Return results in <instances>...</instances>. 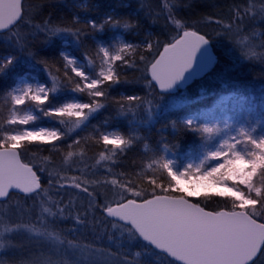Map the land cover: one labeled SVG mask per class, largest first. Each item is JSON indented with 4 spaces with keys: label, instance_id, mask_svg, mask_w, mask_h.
<instances>
[{
    "label": "snow or ice",
    "instance_id": "obj_1",
    "mask_svg": "<svg viewBox=\"0 0 264 264\" xmlns=\"http://www.w3.org/2000/svg\"><path fill=\"white\" fill-rule=\"evenodd\" d=\"M44 7L47 5H41L29 13L25 9L24 0H0V36L8 33L9 44L6 54H0V77L17 74L18 69L23 71L20 69L21 54L26 53L24 63L31 69L46 72L50 78V81L45 78L46 82L37 81L33 84L28 80H35V77L25 73L18 76L17 86L7 92L11 109L5 123L10 130H5V125L0 124V198H10L15 191L23 194L25 201L32 199L35 202L39 199L40 210L31 216L35 224L25 223L22 219H9L8 223L13 226L6 227L4 231L15 234L27 230L35 233L34 239L37 241H60L59 234L49 230L54 220L48 218L64 219L67 212L77 226V231L79 228L90 227L95 237L88 244L67 241L68 249L74 253L79 252V257H74L72 264H139L137 258L141 253L131 251L134 241L148 255L172 258L169 264H264V131L257 134V125L264 123V114L257 112V108L264 109V99L257 105L249 98L232 93L220 97L213 109L196 111L173 121L172 127L178 133L200 136L204 148L203 158L199 163L181 165L176 160L157 157L147 167L153 168L158 164L161 170L159 183L155 175L137 174L138 179L151 186L150 192L137 191L131 178L123 182L112 178L111 168L107 170L106 178L88 180L81 169H77L81 173L78 176L63 175L55 168L49 170L47 165L52 163L50 157H42L39 163L22 162L21 153L26 146L35 145L38 149L48 150V145L55 147L53 142L63 144L75 135L76 138L67 144V148L79 147L81 138L76 129L83 131L87 128L91 119L95 118L94 114L101 109L114 107L113 118L131 116L133 119L143 110L151 119L156 97L173 96L176 90L185 88L199 74L195 72L192 76L185 75L197 64L198 54L203 53L209 44L207 33L201 34L188 21L182 23L174 19L175 5L165 3L163 10L167 12L166 25L174 24L177 29L169 41L158 38L153 40L151 36H146L140 44L120 41L115 54H112L111 45L98 44L94 55L100 60L99 71L90 75L85 70L86 65L73 53L59 51L55 59L42 56L37 48L38 39L43 37L41 43L50 42L53 37L67 34L84 49L83 55L87 58L92 52L87 41L95 32L105 27L127 30L138 25L111 15L102 23L94 19L84 21L75 15L71 19L60 18L52 12L43 17L41 10ZM230 12L226 24L219 19L214 20L212 16L208 17V22L221 25L226 33H233L235 25L233 34L239 36L247 29L246 21L256 22L258 18L260 23H264V0H243V4H235ZM38 16L41 17L40 22L33 23ZM260 47L264 48V44ZM246 54L252 57L256 55L251 51ZM261 59H264V53ZM214 62L215 58L210 53L201 54L199 71ZM92 63L89 60V65ZM138 64L144 66L145 73L141 90L148 91L144 95L113 97L112 90L121 84L131 83L126 77L121 78L119 69L123 66L135 68ZM61 96L69 98L62 103H55ZM82 96H86L88 102H83ZM233 101L249 116L253 113L257 115L254 125L249 127L239 124L233 127L225 122L221 127L219 123L202 122L214 112L221 111L226 102ZM188 103L190 101L185 98L173 102L169 107L183 108ZM24 106H31L32 110L21 116L19 112ZM41 115L49 121L58 122L62 127H26ZM70 122L72 127H67ZM107 125L108 121L105 120L103 127ZM94 133L97 134V142L102 143L106 149L111 146V155L100 154L107 160L131 150L140 139L134 133L101 131L100 127L95 128ZM76 155L68 151L64 159L67 161ZM79 155L83 156L84 153L80 152ZM45 172L48 173V184L55 185L58 191L72 188L86 194L88 205L83 212L78 211L72 215L71 209L75 205L71 200L65 203L48 197L47 189L41 184L38 175ZM165 174L168 178L166 185ZM119 175L123 177L125 174ZM189 176L225 186L228 190L218 192L215 196L230 202V207L226 204L222 208L218 206V210L209 211L207 205L193 202L190 198L199 197L200 193L181 187L178 180V177ZM104 186L115 189L118 198L100 201V193L96 189ZM128 195L133 198L129 199ZM212 198L207 195L204 197L207 200ZM46 204H51L55 211ZM16 207L19 208L18 205ZM25 211L31 214V209L19 208L20 213ZM97 212L102 218L96 216ZM0 223H4L3 216H0ZM3 236L4 232H0V237ZM16 247L22 246L11 244V248ZM4 248V243L0 242V249ZM11 264H69V261L53 260L41 247L29 253L26 258L12 259Z\"/></svg>",
    "mask_w": 264,
    "mask_h": 264
},
{
    "label": "trees",
    "instance_id": "obj_2",
    "mask_svg": "<svg viewBox=\"0 0 264 264\" xmlns=\"http://www.w3.org/2000/svg\"><path fill=\"white\" fill-rule=\"evenodd\" d=\"M151 1L149 0L148 4L143 6L144 2L141 3L136 0H24L25 9L29 13L41 5H47V7L41 10L43 17H47L48 13L52 12L54 16L60 18L71 19L75 15L79 16L81 20L94 19L98 23H102L109 15L116 19L126 20L132 25H138L127 29L125 32V36L134 43L143 41L146 36H151L153 40L158 38L161 41H169L177 29L174 24L166 25L167 12L163 10V5L165 3H168L170 6L175 5L173 9L175 15L173 18L181 20L182 23L184 21L192 23L200 30L201 34L207 33L206 39L209 40V44L213 47L214 53L217 56V62L201 79L195 80L185 88L175 91L183 99L186 98L190 101L183 108H170L166 103L168 96H158L154 101V115L151 119H149L147 113L143 110L139 111L133 119L131 116L128 118H113L115 117L114 107L101 109L94 114L95 118L91 119L87 128L83 131L76 130L81 138V145L79 147L67 148V144L76 138L75 135H72L63 144L53 142L55 147L48 145L46 146L48 150H43V148L38 149L35 145L26 146L21 153L23 163H39L42 157H50L52 163L47 165L49 170L55 168L61 171L63 175L78 176L81 173L77 169H81L88 180L106 178L107 170L111 168L112 178L120 179L121 182L131 178L137 186V191L150 192L151 186L138 179L137 174L140 176H143L145 173L155 175L158 178V183L160 182L161 170L147 172L143 169L144 163L151 155L160 154L161 148L165 147V145L170 150L183 154L186 157H199L204 152L203 141L200 136H193L191 133L186 132L178 133L172 127L173 121H178L181 117L196 111L213 109L217 98L222 93H235L237 96L244 97L252 96L257 103L264 99V59H261L264 48L260 47L261 44H264V35L261 34L264 33V23H260L258 18L256 22L246 21V31L242 32L239 36H234L235 25L233 26V33H226L221 25L208 22V17L212 16L214 20L219 19L224 24L228 23L231 16L230 9L237 3L243 4V0ZM149 11H151V15H149ZM40 19V16L36 17L33 23H39ZM121 29L105 27L102 29V34L95 32L90 36L87 43L92 52L87 58L83 55L84 49L79 47L75 40L67 36V34H60L53 37L50 42L44 43H41L44 38L40 37L37 41V48L42 56L55 59L58 56V52L63 51L67 47L69 53L76 55L83 63L89 65V60H91L93 63L89 66H91L93 71H96L99 68L100 60L94 55L97 46L95 38L110 41ZM7 36L8 33L6 32L0 36V54H6L9 50ZM245 36L247 39H244ZM241 40L243 43H238ZM250 51L256 53L255 57L246 54ZM26 56V53L21 54L20 69H23V71L18 69L17 74L7 78L0 77V124L5 125V130H10L5 122L7 121L8 112L11 107L10 102L5 98V94L16 84L18 76L28 73L43 83L46 82L45 78L50 81L46 72L31 69L24 63ZM135 58L138 59V55ZM119 72L122 79L126 77L131 83L121 84L112 90L111 95L113 97L126 94L144 95L148 91L147 89L141 90L144 83L142 78L145 74L142 64H138L135 68L123 66L119 69ZM68 98L67 96H61L55 103H62ZM81 99L85 103L88 102L86 96H82ZM105 120L108 121L110 127H115L122 134L134 133L140 138L131 150L126 151L123 155L113 156L111 160L103 159L100 155L101 153L111 155V146L109 145L106 149L102 143L97 142L95 138L97 134L94 133V127L100 126ZM129 121H132V123H129ZM37 124L62 127L58 122L49 121L48 118H44L42 115L38 118ZM67 127H72V123L70 122ZM218 139L216 142H218ZM68 151L77 153V155L65 161L64 158L67 156ZM80 152H83L84 155L80 156ZM120 173H124L125 175L121 177ZM38 175H40L41 184L47 189L48 197H51L53 201L63 200L67 203L71 200L73 202L75 207L71 209L72 215H75L78 211L83 212L85 207H87L88 197L86 194L72 188L58 191L55 185L50 186L48 184L47 172L43 174L38 173ZM85 176H81V178L84 179ZM167 179L165 174V185L167 184ZM257 183L259 184V181ZM96 191L100 193V201L118 198L115 194L116 190L110 186L97 188ZM210 196L213 197L210 200L204 199L205 196L191 197L190 199L193 202H200L201 206L207 205V210L210 211L218 210V206L221 208L225 207L226 204L230 207V202L224 201L223 198H218L215 194ZM128 198L131 199L133 197L128 195ZM17 205L19 208L25 210L31 209V214L28 211L20 213L19 208L16 207ZM47 206L53 207L51 204H47ZM39 210V199L35 202L32 199L25 201L23 194L12 192L10 198H7L4 202H0V216L4 217V223H0V227H12L13 225L8 223L9 219H22L25 223L35 224L31 216L38 214ZM53 211H55L54 207ZM96 216L102 218L99 212L96 213ZM48 219L50 221L54 220V224L49 230H54L59 234L60 241L48 239L37 241L34 239V235L29 238H23L20 235H24L25 232H18L16 236L23 238L24 241L12 243L22 247L12 248L10 257H13L15 260H19L22 257L26 258L29 253L43 247L47 255L53 260H68L69 264H72V259L79 257V252L74 253L71 249H68L67 241L88 244L95 239L90 227L79 228L77 231V226L74 225L73 220L67 212L64 219H60L59 217H49ZM35 227L39 228L40 226L35 225ZM69 229L73 231H68ZM50 249L51 251H49ZM131 251L133 253L145 252V249L134 241L132 242ZM138 260L139 264H169L170 261L168 258L157 257L155 255L152 258H148L144 254ZM2 264H11V262H2Z\"/></svg>",
    "mask_w": 264,
    "mask_h": 264
},
{
    "label": "rangeland",
    "instance_id": "obj_3",
    "mask_svg": "<svg viewBox=\"0 0 264 264\" xmlns=\"http://www.w3.org/2000/svg\"><path fill=\"white\" fill-rule=\"evenodd\" d=\"M136 1H138V2L140 1L141 3L144 2L143 6H146L148 4L147 2L149 0H136ZM97 32L99 34H102L103 30H99ZM125 32H126V30L122 28L120 31H118L114 35V38L110 41L109 40L108 41L107 40H100L97 37L95 38V40H96L97 45L98 44H103L105 46L111 45L112 54H115L116 50H118L120 41L130 43V44H140L142 42L141 41L139 43H134L131 39H128L125 36ZM63 51L69 52L67 47H65L63 49ZM80 62L83 63V61H81V60H80ZM83 64H85V63H83ZM85 65H86L85 70L88 71L90 75H93L99 71V68L96 71H93L91 66H89L87 64H85ZM99 67H100V65H99ZM37 81H39V80L36 78H35V80H32V79L28 80L29 83H33V84H35ZM39 82H41V81H39ZM18 83H19V80L16 82V84L13 87H16ZM41 83H43V82H41ZM49 86H51V85H49ZM228 95H229L228 93L220 94L219 97L217 98L216 102L218 101V99L220 97L228 96ZM5 98L7 99V93L5 94ZM246 98H249L252 103L259 105V103H257L252 96L246 97ZM179 100H183V98L181 97V95L179 93H175L173 96H168L166 103L170 106L173 102L179 101ZM247 104H248V101L246 100L245 106H247ZM10 109H11V107H10ZM31 110H32L31 106H24L20 110L19 115L23 116V115H25V113H27ZM257 112L264 114V109L258 107ZM33 114H35V113H33ZM9 116H10V110L8 112L7 120L9 119ZM256 119H257V115L255 113H253L252 115L249 116L245 111L241 110V108L238 106V104L235 101H233L231 103L226 102L225 107L221 111L214 112V114L209 116V118L204 120V122L205 123H219L221 127H223L225 122H228L230 125H233V127H236L239 124H245L246 126L251 127L252 125L255 124ZM37 123H38V119H37V121L31 122L30 125L26 126V127H31L32 125H35L36 127H53L50 125L46 126V125H41V124H37ZM103 125H104V123H102L100 126H98V127H100L101 131H108V132L119 131L115 127L114 128L110 127L109 124L107 125V127H103ZM94 128H97V127H94ZM76 130H79V129H76ZM261 131H264V123L257 125V134H259V132H261ZM160 151H161L160 154H158V155L153 154L148 158V160L144 163V167H143L144 171L152 172L154 170H159L158 164L153 168H148L147 165L149 163H151L152 161L156 160L157 157H160V156H163L167 159L176 160L181 165L189 163V162L199 163V160L203 158V155H200L199 157H186L183 154H179L173 150H170L168 147H167V149L165 147H163V148H161ZM178 180H179L181 187L191 188V189L199 192L200 196H206V195L210 196V195H214L218 192H224V191L228 190L225 186L217 184L214 181L203 180V179H200L198 177H191V176H189L187 178L178 177ZM229 187H230V185H229ZM192 198H196V197H192ZM45 206H47V204ZM5 228L6 227H0V232H4V236L0 237V242L4 243V245H5L4 249H0V262H11V259H13V257H10L11 252H12L11 244L13 242L14 243L15 242H18V243L23 242L24 241L23 238H29L32 235L35 236V233H29L27 230H24L25 234L20 235L23 238H21V237L18 238L16 236L17 235L16 233L13 234V233L5 232L4 231ZM21 232H23V231H20V233ZM140 253H141V256L138 257V259L142 258L143 254L145 255V257H148V258H152V256H153V255L146 254V252H140Z\"/></svg>",
    "mask_w": 264,
    "mask_h": 264
},
{
    "label": "water",
    "instance_id": "obj_4",
    "mask_svg": "<svg viewBox=\"0 0 264 264\" xmlns=\"http://www.w3.org/2000/svg\"><path fill=\"white\" fill-rule=\"evenodd\" d=\"M161 51H162V49H161ZM208 53H210L211 56H213L215 58V62L212 63L209 67H207L205 70L199 71V68H200V65H199V56L201 54L207 55ZM201 54H198L197 64L194 65L193 69L189 70V72L186 73L185 75H186V77L192 76V74L195 73V72H199V74L198 75H195L186 86L190 85L193 81L198 80V79L202 78L203 76H205L213 68V66L217 62V56L214 53L213 47L210 44H208V45L205 46V49H204L203 53H201ZM14 193H17V192L14 191ZM6 200H7V198H0V202H4ZM169 259L171 260L172 258H169Z\"/></svg>",
    "mask_w": 264,
    "mask_h": 264
}]
</instances>
